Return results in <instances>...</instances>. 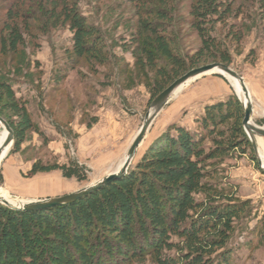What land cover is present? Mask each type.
I'll use <instances>...</instances> for the list:
<instances>
[{
    "label": "trees",
    "instance_id": "obj_1",
    "mask_svg": "<svg viewBox=\"0 0 264 264\" xmlns=\"http://www.w3.org/2000/svg\"><path fill=\"white\" fill-rule=\"evenodd\" d=\"M79 1L0 0V54L18 55L26 37H36L33 31L45 36L66 29L71 36L68 59L106 63L103 31L82 13ZM237 1L126 0L129 7L121 14L135 20L128 27L136 48L130 87L142 81L153 101L208 61L228 66L229 42L238 49L242 41L240 30L230 24L241 14ZM254 1L264 20V0ZM98 12L104 19L106 11ZM185 26L198 39L192 55L179 45ZM15 74H0V117L11 129L12 150L18 153L27 134H43L29 112V100L18 96L11 79ZM62 78L56 73V86ZM38 99L43 102L42 93ZM242 119L240 102L227 97L207 105L193 130L170 125L124 177L80 200L28 212L0 205V264H131L146 257L153 264H235L233 240L250 215L249 202L240 201L237 189L218 177L226 159L251 149ZM52 122L63 134L66 125ZM95 123L92 117L87 127ZM53 172L77 183L87 181L84 166L75 160L60 164L55 158L36 160L25 178Z\"/></svg>",
    "mask_w": 264,
    "mask_h": 264
},
{
    "label": "rangeland",
    "instance_id": "obj_2",
    "mask_svg": "<svg viewBox=\"0 0 264 264\" xmlns=\"http://www.w3.org/2000/svg\"><path fill=\"white\" fill-rule=\"evenodd\" d=\"M95 2L80 0L79 7L103 31L108 49L106 63L98 65L68 59L71 36L66 29L45 36L33 31L36 37H26L24 48L20 49L18 55L0 54V74H10L12 77L16 73L15 79L11 78L14 87L18 96L29 100V112L43 134L42 138L33 132L27 134L18 153L13 152L12 145L9 147L0 164V188L8 197L29 201L62 197L114 173L122 164L145 115L152 111L154 100L151 101L143 82H135L132 87L127 82L136 68V48L132 46L133 40L128 30L135 20L132 22L130 16L121 14L129 5L126 0H100L99 5ZM109 5L110 10H107ZM235 5L241 14L230 24L240 30L242 41L238 49H235V43L229 42L231 63L228 67L243 79L248 89L252 105L251 122L264 129V20L258 16L254 0H238ZM105 11L104 19L95 15L97 12L102 15ZM180 39L181 51L192 55L198 44L195 32L185 26L180 32ZM210 64L214 63L208 61L199 67ZM122 71H125L123 75L120 74ZM56 73L63 75L59 86L54 83ZM218 77H200L171 98L152 122L130 167L170 126L166 124L170 114L168 109L188 87L205 83L214 93H224L220 100L234 97L239 102L228 81ZM39 93L44 97L42 103L38 99ZM92 117L96 123L88 128ZM52 120L66 125L63 134L57 131ZM113 120L118 126L113 124ZM109 121L113 124L111 129L106 127ZM252 139L256 152L251 146L245 155L239 157L236 154L232 159H226L219 168L222 170L219 180L232 184L237 189L236 196L240 201L249 202L250 215L244 218L240 232L233 240L236 247L233 255L235 264H264V234L262 237L258 234L264 229V168L259 156L260 149H264V137L252 134ZM205 145L211 146L208 143ZM53 158L60 164L77 161L88 171L87 181L77 183L74 179L66 180L59 172H55L58 173L57 177L53 172L25 178L36 160ZM131 264L153 263L146 257Z\"/></svg>",
    "mask_w": 264,
    "mask_h": 264
},
{
    "label": "water",
    "instance_id": "obj_3",
    "mask_svg": "<svg viewBox=\"0 0 264 264\" xmlns=\"http://www.w3.org/2000/svg\"><path fill=\"white\" fill-rule=\"evenodd\" d=\"M223 74H226L227 76L237 80L242 88V91L244 93V100L240 101L241 107L243 109V119H242V127L246 133V135L249 138L250 144L253 148V150L256 152V145L252 139V134H256L258 136L264 137V129H261L257 126H255L251 122V116H252V105L251 100L248 95V91L244 85L243 79L238 76L233 70H231L228 66L224 64L214 63L210 65H205L202 67H198L195 69L190 70L186 74H184L179 79L175 80L169 87H167L160 95H158L154 101L152 102V112L147 113L145 115L144 121L137 132L135 138L133 139L131 145L127 149L124 163L121 166V168L115 172L111 173L110 175L102 178L100 181L96 182L95 184H91L77 192L64 195L62 197H57L53 199H44V200H35L27 202L19 207L10 206L6 201H4L2 198H0V205L7 207L14 211H21V212H28V211H42L46 209H51L55 207H63L68 204H71L77 200H80L97 190L101 189L102 187L108 185L109 183L118 180L122 177H124L128 169L131 165V162L133 161L135 154L140 147L141 143L143 142L146 133L148 132L149 128L152 125V122L154 119L159 115V113L168 105L169 101L171 100L174 92L180 88L182 85H184L186 82L190 80H196L200 77L207 76V75H215L223 78L226 80ZM0 124L3 126V128L7 132V137L4 139L1 147H0V164L4 158L2 157V152L5 148L8 146L10 147L13 144V133L7 123L0 117Z\"/></svg>",
    "mask_w": 264,
    "mask_h": 264
},
{
    "label": "crops",
    "instance_id": "obj_4",
    "mask_svg": "<svg viewBox=\"0 0 264 264\" xmlns=\"http://www.w3.org/2000/svg\"><path fill=\"white\" fill-rule=\"evenodd\" d=\"M224 93H214L211 91L205 83H196L188 87L180 96L170 105L168 112H170L167 118V125L177 124L181 127L192 130L194 127V121L200 118L204 113V108L208 104H212L214 100H220ZM186 113V114H185ZM185 114V115H184ZM184 115V116H182ZM115 126L118 123L112 121ZM109 121L108 129H111L113 124ZM114 126V127H115ZM109 132V131H108ZM107 132V134H108ZM61 154V151H57ZM54 176L57 177L58 173L54 172Z\"/></svg>",
    "mask_w": 264,
    "mask_h": 264
},
{
    "label": "bare ground",
    "instance_id": "obj_5",
    "mask_svg": "<svg viewBox=\"0 0 264 264\" xmlns=\"http://www.w3.org/2000/svg\"><path fill=\"white\" fill-rule=\"evenodd\" d=\"M223 75H224V77L226 78V80L228 81L230 87L233 89V91H234V93L236 94V96L238 97V99H239L240 101H243V100H244V93H243V91H242V88H241L239 82H238L237 80H235V79H233V78L227 76L226 74H223ZM192 81H193V80H190V81L186 82L184 85H182L180 88H178V89L174 92L172 98L176 95V93H178L179 91H181L185 86H188L190 83H192ZM244 85H245V83H244ZM245 87H246V85H245ZM246 89H247V88H246ZM247 91H248V89H247ZM248 95H249V92H248ZM249 98H250V95H249ZM250 100H251V98H250ZM151 112H152V111H151ZM7 135H8V134H7L6 130H5V129L3 128V126L0 124V147H1V145H2V143H3V141H4V139L7 137ZM134 138H135V137H134ZM141 144H142V143H141ZM130 145H131V144H130ZM8 149H9V146L3 150V152H2V157H3L4 155L7 154ZM259 156H260V159H261V162H262L261 164H262V166H263V168H264V149H263V148L260 149V151H259ZM124 158H125V157H124ZM124 161H125V160H123L122 164L117 168V170H116L115 172H117V171L121 168V166L123 165ZM115 172H114V173H115ZM109 175H110V174H109ZM107 176H108V175H107ZM105 177H106V176H105ZM100 180H101V179H100ZM100 180H98V181H100ZM98 181H96V182H98ZM96 182H94L93 184H95ZM0 198H2L4 201H6L10 206H14V207H19V206H21V205H23V204H25V203H27V202H30L29 200H19V199H16V198L8 197L7 195H5V193L2 191L1 188H0Z\"/></svg>",
    "mask_w": 264,
    "mask_h": 264
}]
</instances>
